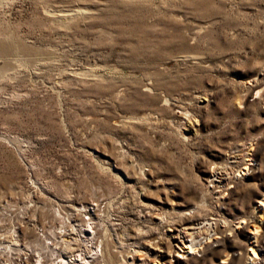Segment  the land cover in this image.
<instances>
[{
	"label": "rangeland",
	"instance_id": "obj_1",
	"mask_svg": "<svg viewBox=\"0 0 264 264\" xmlns=\"http://www.w3.org/2000/svg\"><path fill=\"white\" fill-rule=\"evenodd\" d=\"M263 194L264 0H0V198L101 199L103 264H264Z\"/></svg>",
	"mask_w": 264,
	"mask_h": 264
},
{
	"label": "built area",
	"instance_id": "obj_2",
	"mask_svg": "<svg viewBox=\"0 0 264 264\" xmlns=\"http://www.w3.org/2000/svg\"><path fill=\"white\" fill-rule=\"evenodd\" d=\"M101 199L52 202L0 198V264H103Z\"/></svg>",
	"mask_w": 264,
	"mask_h": 264
},
{
	"label": "bare ground",
	"instance_id": "obj_3",
	"mask_svg": "<svg viewBox=\"0 0 264 264\" xmlns=\"http://www.w3.org/2000/svg\"><path fill=\"white\" fill-rule=\"evenodd\" d=\"M239 173L238 174H240L241 176L244 174V173H242L243 171H241V170H239L238 171ZM213 176V175H212ZM213 180V179H212ZM211 180V181H212ZM259 211L260 213H262L263 211H264V194L262 195V197H261V199H260V202L257 204V206H256V211ZM207 228H209V226L207 227ZM212 228V227H211ZM212 230V229H211ZM258 228H257V226L256 225H254V227L251 229V234H252V236H251V243L252 244H254V242H255V240H256V237H257V235H258ZM181 236V235H180ZM192 236V235H191ZM182 241V240H181ZM187 242V241H186ZM183 244H185V246H184V248L186 249V250H184L185 252H183L182 253V251H178V253L180 254L181 253V256L182 257H186V256H188V255H193L194 253H196L197 252V244L196 243H194L193 241H192V239H190V241H188V243H185V241L184 242H182ZM107 250V249H106ZM108 251V250H107ZM109 252V251H108ZM107 253V252H106ZM108 254H110V253H108ZM257 254H256V252H255V249H251L249 252H248V254H247V257H246V263L247 264H252V263H254V261L257 259Z\"/></svg>",
	"mask_w": 264,
	"mask_h": 264
}]
</instances>
